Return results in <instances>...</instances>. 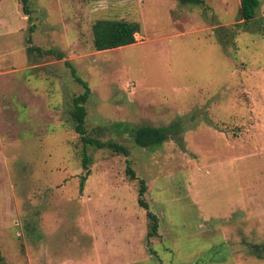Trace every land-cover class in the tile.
Segmentation results:
<instances>
[{
	"label": "rangeland",
	"instance_id": "374dc122",
	"mask_svg": "<svg viewBox=\"0 0 264 264\" xmlns=\"http://www.w3.org/2000/svg\"><path fill=\"white\" fill-rule=\"evenodd\" d=\"M239 9L30 0L29 19L21 0H0L1 264H220V232L203 227L264 223V0L240 27ZM99 19L139 23L137 41L96 50ZM66 60L91 88L89 134L128 156L83 146L71 112L85 88ZM142 125L175 133L144 148L125 131Z\"/></svg>",
	"mask_w": 264,
	"mask_h": 264
},
{
	"label": "trees",
	"instance_id": "16d2710c",
	"mask_svg": "<svg viewBox=\"0 0 264 264\" xmlns=\"http://www.w3.org/2000/svg\"><path fill=\"white\" fill-rule=\"evenodd\" d=\"M181 3H193L201 4L204 0H180ZM24 12L29 15L31 19L30 12V0H21ZM260 6V0H240L239 9V20H242L237 26H242L248 24L251 20L256 17L257 9ZM94 35V46L96 50H108L113 48H118L122 46H127L134 44L136 39V34L141 31V25L137 22H129L123 19H99L93 23L92 26ZM29 50H37L41 55H54L58 59H63L65 54L54 48L43 49L38 46H30ZM72 72L75 79L80 82L85 90L83 93L74 96L73 98V109H72V120L74 123V128L77 133H79L80 140L83 146L86 148L88 146L96 148H108L114 153H122L126 156L130 154V149L125 144L116 140H102L99 137L90 135L87 129V108L86 102L91 95V88L85 80L78 74L75 66L68 60L65 62ZM173 126H152V125H142V126H126L125 131L129 133L132 141L140 147L154 149L155 147L163 144L172 133L170 130ZM84 167H87L88 161L91 158L88 156L87 152L83 153ZM129 162V161H128ZM127 172L130 178L136 179V171L128 163ZM84 180V178H82ZM140 182L139 188V204L147 210V216L149 218V231L148 238L157 236L159 232V218L156 213L149 209V203L145 199V193L147 191V184L144 178H138ZM3 260V254L0 248V264Z\"/></svg>",
	"mask_w": 264,
	"mask_h": 264
},
{
	"label": "crops",
	"instance_id": "0c3cea01",
	"mask_svg": "<svg viewBox=\"0 0 264 264\" xmlns=\"http://www.w3.org/2000/svg\"><path fill=\"white\" fill-rule=\"evenodd\" d=\"M202 229L203 232L215 229L220 232V264H264V223L261 220L259 223Z\"/></svg>",
	"mask_w": 264,
	"mask_h": 264
}]
</instances>
